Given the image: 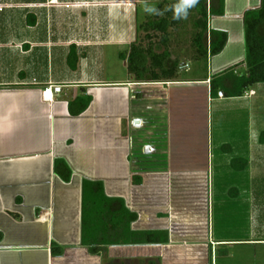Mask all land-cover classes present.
<instances>
[{
    "label": "crops",
    "instance_id": "1",
    "mask_svg": "<svg viewBox=\"0 0 264 264\" xmlns=\"http://www.w3.org/2000/svg\"><path fill=\"white\" fill-rule=\"evenodd\" d=\"M170 1L0 0V264H215L219 245L247 241L211 229L213 162L223 192L248 191L256 208L264 194V82L220 98L210 79L245 60L244 16L262 0H225L224 15L208 23L209 32L228 33L225 49L208 59L182 52L175 76L153 81L129 67L137 18L145 3L159 10ZM71 17L76 27L65 24ZM144 28L147 37L152 29ZM112 50L124 72L104 69ZM194 61L207 74L182 77ZM50 83L63 92L46 101ZM214 110L223 119L216 138ZM236 159L248 165L238 170ZM84 181L124 200L137 214L133 230L167 231L169 242L112 245L106 263L91 255L81 244ZM250 241L264 245V236Z\"/></svg>",
    "mask_w": 264,
    "mask_h": 264
},
{
    "label": "trees",
    "instance_id": "2",
    "mask_svg": "<svg viewBox=\"0 0 264 264\" xmlns=\"http://www.w3.org/2000/svg\"><path fill=\"white\" fill-rule=\"evenodd\" d=\"M176 3L178 0L170 1L164 16L155 15L153 20L146 23L150 29L162 33L161 41L166 46L169 28L177 26L183 20L174 19L173 11L167 10ZM193 10L200 17L197 24L201 31L194 39L197 58L208 59L210 56L220 54L228 43V33L216 29L209 32L208 23L210 16L224 15L225 0H198V4L189 12ZM209 33L210 40H208ZM147 37L151 39V35H147ZM244 37L245 60L211 76L212 95H216L219 90H224L228 97L243 96L252 86L264 82V0H262L260 8L246 12ZM154 47L152 42L148 47L140 44L132 45L129 58L130 69L140 77L147 75L146 72L150 73L153 81L174 77L178 70V64L171 61V52L166 48L163 52L158 53ZM149 60L151 65L147 64ZM243 65L248 69L247 74L236 75L235 70ZM148 66L150 67L148 68ZM261 141L264 142V132ZM232 165L238 170H243L248 163L236 159ZM134 182H138L137 178H134ZM136 219L137 214L126 207L124 200L106 196L102 183L83 182L81 244L87 247L91 255L105 256L108 247L112 245L165 244L169 242L167 231L133 230L132 223Z\"/></svg>",
    "mask_w": 264,
    "mask_h": 264
},
{
    "label": "rangeland",
    "instance_id": "3",
    "mask_svg": "<svg viewBox=\"0 0 264 264\" xmlns=\"http://www.w3.org/2000/svg\"><path fill=\"white\" fill-rule=\"evenodd\" d=\"M168 3L164 7L159 8L161 15H165V9ZM158 8V6H156ZM146 13V12H145ZM143 14V13H142ZM155 14L146 13L145 16L138 17V36L137 42L140 45L148 46L149 39L146 37L145 24L147 21L153 20ZM199 15L196 11H191L188 13L187 19H183L177 26H172L168 30V47L171 51V61L179 59L182 52H186L189 56L196 53V47L194 45V39L196 35L201 31L198 27ZM62 19L58 18L56 20L57 29H59L60 24H62ZM66 25L71 27H76L73 25H78L76 18L71 17L66 18ZM74 29V28H71ZM151 41L155 45V49L158 52H162L165 49L162 40V33L160 31L150 30ZM185 48L184 50H182ZM115 50H112L110 62L104 65V69L107 74H113V72H124L122 65V59L118 58V54H115ZM185 53V54H186ZM184 56V55H183ZM187 56V55H186ZM118 59L115 64V60ZM113 60V61H111ZM151 65V61L149 60ZM148 64V65H149ZM150 66H148L149 68ZM127 68V67H126ZM206 63L195 62L192 63L191 68L188 72L182 73V77H199L207 74ZM149 75L150 73H147ZM260 105L264 106V100ZM212 110V109H211ZM220 114L214 110L211 112L210 117L212 118V124L210 119V125L213 126V134L216 138V133L220 132L223 119H221ZM212 133V130L210 131ZM212 135V134H211ZM215 153V152H214ZM214 166L216 170V175L212 177L211 186V229H213L216 235L222 236L227 239L232 240H247V241H234L226 242L219 245L217 248V255L215 256V264H264V245H259L258 242H253L250 240H256L264 235V194L260 196L257 195L258 201L256 208L251 204V199L253 195L240 192L235 195V191H232L229 195L223 192L225 187L223 179L221 176L222 168L216 167V159H214ZM246 179V178H245ZM245 181V180H244ZM246 182L251 184L252 180L250 178L246 179ZM249 190V189H248ZM231 201V202H228ZM259 202V203H258ZM258 207V208H257ZM263 209V213L259 209ZM260 213H259V212ZM211 230V231H213ZM104 263L109 262L108 255L103 257ZM108 258V259H107ZM144 261L138 259L124 260L120 264H143Z\"/></svg>",
    "mask_w": 264,
    "mask_h": 264
},
{
    "label": "clouds",
    "instance_id": "4",
    "mask_svg": "<svg viewBox=\"0 0 264 264\" xmlns=\"http://www.w3.org/2000/svg\"><path fill=\"white\" fill-rule=\"evenodd\" d=\"M198 4V0H178V3L173 5L171 10L173 11L174 19H187L189 10L194 8ZM144 11L147 12L148 14H155V15H161L162 13L155 7V6H150L147 3L144 5Z\"/></svg>",
    "mask_w": 264,
    "mask_h": 264
},
{
    "label": "built area",
    "instance_id": "5",
    "mask_svg": "<svg viewBox=\"0 0 264 264\" xmlns=\"http://www.w3.org/2000/svg\"><path fill=\"white\" fill-rule=\"evenodd\" d=\"M63 92V86L60 84L50 83L43 91V97L46 101H52L55 97L59 96ZM225 96L222 90L218 91V97L223 98Z\"/></svg>",
    "mask_w": 264,
    "mask_h": 264
}]
</instances>
